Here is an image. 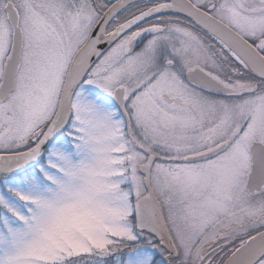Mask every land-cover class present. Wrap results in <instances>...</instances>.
<instances>
[{
	"label": "snow or ice",
	"instance_id": "obj_1",
	"mask_svg": "<svg viewBox=\"0 0 264 264\" xmlns=\"http://www.w3.org/2000/svg\"><path fill=\"white\" fill-rule=\"evenodd\" d=\"M0 264H264V0H0Z\"/></svg>",
	"mask_w": 264,
	"mask_h": 264
}]
</instances>
